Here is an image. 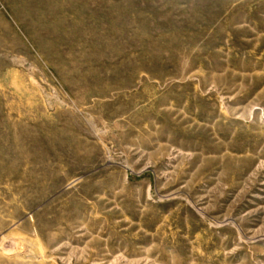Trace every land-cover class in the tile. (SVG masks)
<instances>
[{"label": "rangeland", "instance_id": "rangeland-1", "mask_svg": "<svg viewBox=\"0 0 264 264\" xmlns=\"http://www.w3.org/2000/svg\"><path fill=\"white\" fill-rule=\"evenodd\" d=\"M0 264H264V0H0Z\"/></svg>", "mask_w": 264, "mask_h": 264}]
</instances>
